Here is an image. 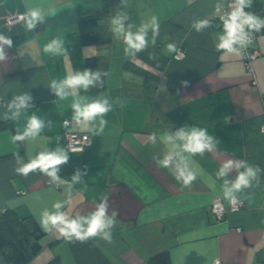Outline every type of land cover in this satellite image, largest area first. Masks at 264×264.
I'll return each mask as SVG.
<instances>
[{"label":"crops","instance_id":"obj_1","mask_svg":"<svg viewBox=\"0 0 264 264\" xmlns=\"http://www.w3.org/2000/svg\"><path fill=\"white\" fill-rule=\"evenodd\" d=\"M101 2L0 0V36L13 45H3L6 59L0 61V121L13 127L0 130V214L8 209L30 215L41 227V212L55 211L57 201H65L60 211L71 218L87 216L105 201L108 216L118 213L112 243L99 236L69 241L53 230L40 238L41 249L25 264H151V257L164 251L170 264H264V29L254 33L259 55L250 69L243 57L216 49L223 26L215 9L222 11L225 0H122L119 13L128 15L126 29L136 32L153 17L159 24L155 43L149 27L147 47L127 55L123 36L114 32L104 43L81 40L78 21ZM32 11L40 18L29 30ZM245 11L264 18V0H254ZM18 14L21 19L7 22ZM203 19L211 24L197 32L192 24ZM53 39L63 41L62 53L44 51ZM169 43L181 47L185 56L176 59L167 51ZM88 56L108 63L103 87L89 85L61 100L51 82L89 70ZM24 94L31 96L28 107L12 118L16 108L8 105ZM103 99L112 107L103 117V131L99 117L86 125L73 119L76 100ZM33 114L44 121V129L35 138L13 143ZM64 119L69 120L66 126ZM193 126L206 128L219 142L202 156L183 153L197 175L183 186L172 166L163 168L156 161L179 143H165L166 134ZM65 130L87 132L91 143L82 151L68 150L60 137ZM153 132L155 144L149 142ZM57 149L69 155L57 172L69 183L52 182L39 169L26 177L16 172L40 152ZM229 160L232 169L218 178ZM244 162L261 169L252 186L236 194L245 206L217 220L211 204L216 196L229 203L224 180H235L244 171L235 165ZM77 170L81 181L70 184ZM0 264H7L1 250Z\"/></svg>","mask_w":264,"mask_h":264},{"label":"clouds","instance_id":"obj_2","mask_svg":"<svg viewBox=\"0 0 264 264\" xmlns=\"http://www.w3.org/2000/svg\"><path fill=\"white\" fill-rule=\"evenodd\" d=\"M254 0H232L229 4V10L221 14V9L217 7L215 9L216 14H219L220 21L223 26L222 34L218 36V42L216 43V49L222 50L225 53L233 54L237 57H243L244 51L247 49L253 39V34L258 33L261 29H264V18H260L252 12L245 11L247 8H251ZM31 19L27 23L29 30L35 27V21L40 18V14L37 11L30 13ZM128 19L127 13H118L111 19L113 25V32L119 37L123 36L124 42L127 45L125 53L127 55H135L138 52L143 51L148 44L146 39L148 28L151 27L153 33V43H155V37L159 34V24L157 18L153 17L150 24H141L136 32H132L125 28L123 21ZM211 21L208 19L194 21L192 27L201 32L205 28H208ZM3 45H7L11 48L12 40L0 36V61L6 59ZM169 53L177 52V45L175 43H169L166 45ZM44 51L52 54H60L64 51L63 41L60 39H53L49 44L44 46ZM100 72L92 73L89 70L83 72L76 71L75 73L67 75L62 81L57 83L55 80L51 82V88L55 94L61 99L67 98L69 95H76L77 89L83 88L87 90L89 85H93L95 81H99ZM185 86L187 81L182 82ZM71 90V91H69ZM31 99V96L24 94L17 96L8 105L9 108L15 107L16 111L12 114V118H17L20 115V109L28 107L27 102ZM73 119L78 124H85L88 121H92L97 117L100 118L99 131H103L106 121L103 117L112 110L111 105L107 99L93 100L91 103L82 104L79 100H76L72 105ZM67 123V121H64ZM45 123L38 116L33 114L23 131V133H17L12 137L13 143L17 140H25L26 138H35L44 129ZM156 133L153 132L149 135V142L155 144ZM178 141L179 143H173V148L170 149L163 160H157V164L163 168H169L172 166L173 174L177 181H181L183 186H190L197 175L192 171L186 162V158L183 153L190 155L200 154L201 156L205 151H212L216 148L218 140L208 134L206 128L201 127H181L173 134H166L164 137L165 143H172ZM82 151V150H81ZM19 159V157H17ZM155 159V158H154ZM69 155L62 149H57L54 152L43 151L40 152L34 159L30 160L23 167L17 168L16 172L27 176L30 172L39 169L40 172L48 177H51L52 182L57 184L69 183L68 181H61L57 172L59 166L67 163ZM233 167L232 161H227L218 171L217 177L223 178L228 174V171ZM237 169L244 167V171L238 172L235 180H224V199L229 203L235 204L237 202L236 194L241 192L245 188L251 187V181L257 179V174L261 171L259 167L253 168L248 166L246 162L243 164L237 163L235 165ZM82 174L77 170L76 174L72 177L70 184H76L81 181ZM65 201H57L52 205L55 211H49L45 209L40 214L39 223L44 231L51 233L53 230L59 232V234L66 240H72L75 238L79 241H85L90 237H100L108 243H112L111 228L116 223L115 216L118 214L113 212L110 217L107 215L108 205L107 202H102L96 206L95 211L91 212L87 216L77 215L75 218H71L65 212L60 211L64 207Z\"/></svg>","mask_w":264,"mask_h":264},{"label":"trees","instance_id":"obj_3","mask_svg":"<svg viewBox=\"0 0 264 264\" xmlns=\"http://www.w3.org/2000/svg\"><path fill=\"white\" fill-rule=\"evenodd\" d=\"M122 0H102L96 11L78 21V31L83 43H104L112 38L111 19L122 10ZM86 66L90 72H100L99 81L90 85L92 89L102 88L108 70L107 61L88 56ZM13 128L8 120L0 121V130ZM46 233L30 216H18L12 210L0 214V250L7 264H25L40 249V238ZM151 264H170L167 251L154 255Z\"/></svg>","mask_w":264,"mask_h":264},{"label":"built area","instance_id":"obj_4","mask_svg":"<svg viewBox=\"0 0 264 264\" xmlns=\"http://www.w3.org/2000/svg\"><path fill=\"white\" fill-rule=\"evenodd\" d=\"M226 5L225 8L221 11L223 14L225 11L229 10L228 6L231 4L232 0H225ZM22 18V14L10 16L7 18L8 23H13ZM218 21L221 23L219 15L217 17ZM222 24V23H221ZM259 55L258 50L255 48V35L253 34V39L247 49L244 51L243 59L246 65L251 69L252 61L256 59ZM185 56V52L181 47H177V52L174 53V57L176 59H181ZM67 121V123H64ZM64 125L69 124L68 119L63 120ZM261 129L264 130V123L261 125ZM63 139L64 147L68 150H83L88 144L91 143V137L87 132H77L65 130L63 134L60 136ZM245 206V202L242 198L237 197V202L235 204H225L219 196H216L211 204V212L213 216L220 220L226 214L228 210H239Z\"/></svg>","mask_w":264,"mask_h":264}]
</instances>
